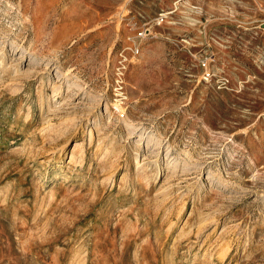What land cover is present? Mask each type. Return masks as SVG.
<instances>
[{
	"label": "rangeland",
	"instance_id": "374dc122",
	"mask_svg": "<svg viewBox=\"0 0 264 264\" xmlns=\"http://www.w3.org/2000/svg\"><path fill=\"white\" fill-rule=\"evenodd\" d=\"M0 264H264V0H0Z\"/></svg>",
	"mask_w": 264,
	"mask_h": 264
},
{
	"label": "built area",
	"instance_id": "2783aa9c",
	"mask_svg": "<svg viewBox=\"0 0 264 264\" xmlns=\"http://www.w3.org/2000/svg\"><path fill=\"white\" fill-rule=\"evenodd\" d=\"M131 50H132V52L134 54L137 53V48L135 46H133ZM123 61H121V62H123ZM121 62H120V64H121ZM122 68H124V67H122ZM117 70H120V69H117ZM117 75H118V80H116L115 87L112 90L113 91L112 95H113V103H114V105H119L121 107L122 101L125 98L124 97V93H123V88H122V85H121V81H120L121 78H119L120 75H122V73L118 72Z\"/></svg>",
	"mask_w": 264,
	"mask_h": 264
},
{
	"label": "bare ground",
	"instance_id": "6f19581e",
	"mask_svg": "<svg viewBox=\"0 0 264 264\" xmlns=\"http://www.w3.org/2000/svg\"><path fill=\"white\" fill-rule=\"evenodd\" d=\"M114 110H116V112H118L119 114L123 113V109L119 105H116Z\"/></svg>",
	"mask_w": 264,
	"mask_h": 264
}]
</instances>
